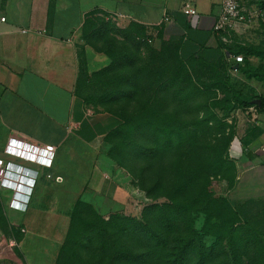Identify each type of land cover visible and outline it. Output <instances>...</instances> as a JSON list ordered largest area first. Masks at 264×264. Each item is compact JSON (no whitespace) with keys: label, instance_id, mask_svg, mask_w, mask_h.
Returning a JSON list of instances; mask_svg holds the SVG:
<instances>
[{"label":"rangeland","instance_id":"obj_1","mask_svg":"<svg viewBox=\"0 0 264 264\" xmlns=\"http://www.w3.org/2000/svg\"><path fill=\"white\" fill-rule=\"evenodd\" d=\"M247 10L250 21L237 45L246 66L262 74L264 3ZM185 29V24L172 23L147 29L100 11L84 19L76 49L77 92L87 105L122 118L106 136L107 148L138 189L125 206L73 189L66 203L54 205L71 218L55 264L100 261L96 251L105 245L90 232L116 214L142 220L150 206L152 230L166 240L160 252L150 249L155 250L151 264L205 259L204 264H264V153L251 158L250 151L241 153L256 133L252 125L258 111L236 100V95L263 96L264 81L230 76L214 50L217 42L213 47L192 45ZM59 191L50 189L47 196ZM6 194L0 191L4 253L19 235L18 214L7 208ZM114 231L109 250L123 243L127 250L144 246L132 234L126 238ZM178 251L188 253L189 261L167 258Z\"/></svg>","mask_w":264,"mask_h":264},{"label":"crops","instance_id":"obj_2","mask_svg":"<svg viewBox=\"0 0 264 264\" xmlns=\"http://www.w3.org/2000/svg\"><path fill=\"white\" fill-rule=\"evenodd\" d=\"M185 2L195 14L181 13ZM219 5L220 0H0V153L10 136L56 147L52 167L39 168L27 210L14 211L19 235L6 244L7 253L0 252V264H54L70 224L54 205L66 203L72 189L118 206L132 203L137 193L108 154L106 136L121 119L87 105L77 92L76 49L86 16L106 12L148 29L167 14L165 23L186 25L190 44L213 47ZM253 117L256 133L247 144L252 155L264 145V112ZM50 189L61 191L49 198Z\"/></svg>","mask_w":264,"mask_h":264},{"label":"built area","instance_id":"obj_3","mask_svg":"<svg viewBox=\"0 0 264 264\" xmlns=\"http://www.w3.org/2000/svg\"><path fill=\"white\" fill-rule=\"evenodd\" d=\"M258 0H220L219 11L213 23V30L223 43H231L234 36L246 29L250 21L248 6L257 5ZM181 13L190 16L195 9L190 3H183ZM169 21L167 14L157 25ZM25 32L26 30H22ZM142 41H149L142 37ZM241 61L240 55H228ZM264 153V146L261 148ZM56 147L41 144L18 136H10L0 155V191L6 192V206L13 211L25 212L31 201L37 183L39 168H51L55 158ZM51 178L50 174H47Z\"/></svg>","mask_w":264,"mask_h":264},{"label":"trees","instance_id":"obj_4","mask_svg":"<svg viewBox=\"0 0 264 264\" xmlns=\"http://www.w3.org/2000/svg\"><path fill=\"white\" fill-rule=\"evenodd\" d=\"M263 3H264V0H258L257 1L258 6L263 4ZM261 8H263V7H261ZM215 36H216V42L217 43H216V47L214 48V50L222 56L224 64L227 66V68L230 72V76L234 75L237 80H240L242 82H245V81L249 82L252 80H256L258 82L264 81V73H262V74L259 73L255 68H253L252 65L249 67L246 66V60L244 61L243 56L240 55L239 48H238L239 45H237V44H242L239 40L241 38L240 36L235 35L233 38V41L231 43H228V44L223 43L220 40V37L216 32H215ZM228 55H240L242 57V60L236 61L234 59L229 58ZM235 65H237V68H234ZM100 74H101V70L98 72V75H100ZM118 83H121V81H118ZM256 98L261 99L260 105H255L251 102L253 99H255L254 97H250V98L246 99V98L242 97L241 95H236V100L238 101V103L241 106H243V107L255 106L256 110L258 112H264V95L258 96ZM106 111H108V110H106ZM108 112H110V111H108ZM110 113H112V112H110ZM113 114H114V112H113ZM115 115L118 116L121 119V123H123L122 118L116 112H115ZM121 123H120V125H121ZM245 150L248 153L247 143L243 144V151H245ZM108 154H109V151H108ZM110 157L115 161V159L112 155H110ZM249 157L251 158L252 154H249ZM117 164L120 165L119 163H117ZM135 187L138 189L137 186H135ZM152 209L153 208L151 206H150V208H148V211H147L146 215L144 216L145 218L142 220H140L136 217L127 216L124 214H116L114 219H112V221H110V220L105 221V222L102 221L103 224H99V225H101V229L99 231L90 232V234L96 233V235L99 237V240H101V244L105 245V247L96 251L97 254L101 255V259H100V261L95 262L93 264H151V261L154 259L152 257V254L154 252V255H155V250L152 251L150 249L155 248L157 253H158V252H160V249L162 250V245L165 246V244H166V240L157 237V235L152 230L150 220L148 219V217H149L148 213H150ZM141 218H143V217H141ZM108 219H110V217ZM70 220H71V218H70ZM93 221H96V219H94ZM69 226H70V224H69ZM68 229H69V227H68ZM114 230H119L120 232H122V234H124L126 236V238L132 234L130 238L134 237V238H136V240L144 242V246L140 244L141 247L138 248V250H135V249L127 250L126 244L123 243V244H121L122 247H118V248H114L112 250H109L108 247H106V245L110 244L112 241H114V238H115V231ZM18 231H20V227L18 228ZM67 232H68V230H67ZM66 235H67V233H66ZM66 235H65V238H66ZM65 238H64L63 243L60 246V249H59V252L57 254V257H56L54 264L57 261V258L59 256L61 249H63L62 247L64 245ZM129 239L120 240V242H127ZM64 249H65V247H64ZM166 256H167V258L168 257L169 258H178V256H181L182 261H184L185 258H188V261L190 259L188 257V253H184L181 251H178V253H176V252H173L170 254L167 253ZM155 258H156V260L158 259L157 256H155ZM163 259H164V261L166 260L165 258H163ZM196 262H197V264H204V263H206V259L200 260V261L196 260ZM170 263L171 262H169V264ZM154 264H155V262H154ZM159 264H161V263H159Z\"/></svg>","mask_w":264,"mask_h":264},{"label":"water","instance_id":"obj_5","mask_svg":"<svg viewBox=\"0 0 264 264\" xmlns=\"http://www.w3.org/2000/svg\"><path fill=\"white\" fill-rule=\"evenodd\" d=\"M234 68H237V65L234 66ZM255 105H260L261 104V99L260 98H255L251 101Z\"/></svg>","mask_w":264,"mask_h":264}]
</instances>
